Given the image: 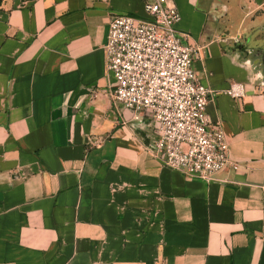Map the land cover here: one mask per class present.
<instances>
[{
    "label": "crops",
    "instance_id": "crops-1",
    "mask_svg": "<svg viewBox=\"0 0 264 264\" xmlns=\"http://www.w3.org/2000/svg\"><path fill=\"white\" fill-rule=\"evenodd\" d=\"M172 1L239 169L163 165L109 95L108 19L143 0H0V264H264V0Z\"/></svg>",
    "mask_w": 264,
    "mask_h": 264
},
{
    "label": "built area",
    "instance_id": "built-area-1",
    "mask_svg": "<svg viewBox=\"0 0 264 264\" xmlns=\"http://www.w3.org/2000/svg\"><path fill=\"white\" fill-rule=\"evenodd\" d=\"M143 9L146 17L114 13L108 19L103 50L113 78L109 95L133 118L149 117L148 147L163 165L203 179L224 168L239 169L228 156L219 123L205 111L211 90L192 67L200 47L175 29L174 2L143 0ZM255 78L264 84L262 76ZM225 92L241 96L243 84L232 82Z\"/></svg>",
    "mask_w": 264,
    "mask_h": 264
},
{
    "label": "rangeland",
    "instance_id": "rangeland-1",
    "mask_svg": "<svg viewBox=\"0 0 264 264\" xmlns=\"http://www.w3.org/2000/svg\"><path fill=\"white\" fill-rule=\"evenodd\" d=\"M246 35V44L255 50L258 48L264 49V33L258 32L257 29L245 32Z\"/></svg>",
    "mask_w": 264,
    "mask_h": 264
}]
</instances>
